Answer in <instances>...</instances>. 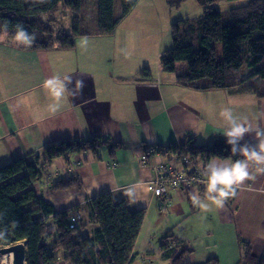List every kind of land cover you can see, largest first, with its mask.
Returning <instances> with one entry per match:
<instances>
[{"label": "crops", "instance_id": "obj_1", "mask_svg": "<svg viewBox=\"0 0 264 264\" xmlns=\"http://www.w3.org/2000/svg\"><path fill=\"white\" fill-rule=\"evenodd\" d=\"M117 34L80 36L75 48L51 50L24 48L19 40L10 38L13 43L8 45L16 61L0 51L1 61L7 65L0 70V166L42 153L56 142L101 136L111 144H122L115 158L110 155V145H103L96 154L76 153L69 162L59 158L44 165L41 160L42 177L33 184L37 196L51 201L57 212L83 210L88 199L104 192H110L116 202L128 201L132 212L145 209L128 264H171L160 248L169 235L193 251L183 264L215 258L218 264H238L240 238L250 243L256 256H264V173L257 172L255 164L249 168L255 180L242 182L223 208L212 206L211 211L203 212L191 197L197 195L208 203L205 183L170 188L163 197L153 194L156 164L168 160L191 170L189 161L147 153L155 146L189 140L213 145L230 127L221 115L225 109L250 128L234 142L258 145L264 140L256 135L257 129L264 130V97L210 89V81L177 84L175 74L152 65L148 54H143L148 50L141 48L145 46L141 41L124 32L121 37ZM146 70L149 76L142 77ZM54 77H59L66 92L59 109L52 112L49 106L57 101L44 84ZM211 163L222 169L233 162L216 159ZM71 178L80 181L81 187L52 189L57 181ZM40 216L52 220L53 215H36ZM84 223L83 233L91 235L97 225L87 218Z\"/></svg>", "mask_w": 264, "mask_h": 264}, {"label": "trees", "instance_id": "obj_2", "mask_svg": "<svg viewBox=\"0 0 264 264\" xmlns=\"http://www.w3.org/2000/svg\"><path fill=\"white\" fill-rule=\"evenodd\" d=\"M118 1L120 16H116L117 0H98L97 26L90 29L83 0H0V36L16 39L20 25L30 36H35L31 44L19 40L24 48L72 49L80 36L113 35L119 19L129 16L139 0ZM197 2L205 7L204 14L197 20H180L172 25V46L161 55L162 70L175 73L177 84L183 86H192L195 81L207 78L210 80L207 88L264 97L260 88L264 79V64L261 66L264 63V0H252L230 9L226 22L222 12L213 7L216 0ZM61 7L72 11L71 32L57 27L52 18L45 20ZM217 44H221V59ZM179 62H186L187 72H178ZM244 65L250 70L247 76L242 72ZM148 76L147 70L142 73V77ZM227 141L226 136H219L211 146L189 140L181 145L171 143L153 149L165 158L175 156L181 161L188 160L193 171L203 173L213 160L227 159L234 163L243 159L242 148L256 146L253 143L228 144ZM103 145H110V155L115 158L122 144H111L101 136L61 141L46 146L42 153H32L1 165L0 247L24 241L27 264H128L146 216L145 209L132 212L128 201L116 202L110 192H104L86 201L84 221L77 229H70L72 210L57 212L52 202L37 196L33 188L42 177L41 160L44 165L59 158L69 162L76 153L96 154ZM70 187H81V182L76 178L61 179L52 189ZM40 212L46 217L53 215L52 220L36 217ZM86 218L88 223L97 225L91 235L83 233ZM239 244L242 258L238 264H264V256H256L249 242L240 238ZM160 248L171 264H183L186 255L193 252L172 235L164 238ZM201 264H218V260Z\"/></svg>", "mask_w": 264, "mask_h": 264}, {"label": "rangeland", "instance_id": "obj_3", "mask_svg": "<svg viewBox=\"0 0 264 264\" xmlns=\"http://www.w3.org/2000/svg\"><path fill=\"white\" fill-rule=\"evenodd\" d=\"M97 1L98 0H83L87 14L89 15V19L87 17L86 24H88L87 22L89 21L90 29L97 26ZM250 1L252 0H216L213 7L222 12L223 19L226 22L230 18V9L246 5ZM118 4L119 1L117 0L116 16H120ZM204 12L205 7L200 5L197 0H139L136 9H134L132 14H130L132 16L129 15L127 18L119 19V22L117 23L119 27L117 28L118 30H116L118 33L117 37H121L122 32H124L128 35V37H133L134 39L141 41L145 45L141 48L148 50L143 54H148L150 57L149 60L153 66H161L159 62L160 55L172 46V25L180 20H197L204 14ZM72 17L73 14L70 9L61 7L51 17H45V20L52 18L57 22V27H62L67 32H71ZM128 23L129 26L127 25ZM12 41V39L5 35L0 37V51L9 53V59L13 62L16 61L17 58L12 57L11 46L8 45L13 43ZM216 47L218 48V58L221 59V44H217ZM16 55L24 58V54L18 53ZM19 60L22 59L19 58ZM263 64L264 63H262L261 66H263ZM183 65L187 66L186 62L178 63L179 73L188 71L187 67L184 68ZM5 69H7V65L0 59V70L2 71ZM22 71L23 70L16 71V73H21ZM242 72L247 76L250 73V70L246 65H244ZM199 81L206 83L210 80L203 78L198 80V82ZM260 88H264V79L261 81ZM2 261L3 257H0V262Z\"/></svg>", "mask_w": 264, "mask_h": 264}, {"label": "clouds", "instance_id": "obj_4", "mask_svg": "<svg viewBox=\"0 0 264 264\" xmlns=\"http://www.w3.org/2000/svg\"><path fill=\"white\" fill-rule=\"evenodd\" d=\"M7 27L6 25L4 26ZM17 40H23L31 44L35 39L34 35H29L23 30L22 26H17ZM65 79H68L67 77ZM70 82V81H69ZM79 87H83L81 82H78ZM44 87L47 88L51 95L56 99L57 103L49 106L50 111L55 112L59 109V100L65 94L66 88L60 81L59 77H54L45 81ZM221 115L229 122L230 127L225 131L224 135L228 137V144H232L236 139H242L243 135L250 131V128L245 127L233 117L230 109H225ZM257 137L264 136V130H256ZM236 152L235 148L232 149ZM243 159L236 160L228 167L216 169L212 163H209L205 169L206 179L202 181L206 184V199L208 203H202L199 196L192 195L191 199L194 205L198 206L203 212L212 210V206L223 208L229 198L235 197L237 189L245 180H255V175L250 174L249 168L251 164L257 166L256 171L264 173V140H261L258 145L249 149L247 146L240 150ZM210 173V174H208ZM131 196V193H125Z\"/></svg>", "mask_w": 264, "mask_h": 264}, {"label": "built area", "instance_id": "obj_5", "mask_svg": "<svg viewBox=\"0 0 264 264\" xmlns=\"http://www.w3.org/2000/svg\"><path fill=\"white\" fill-rule=\"evenodd\" d=\"M150 155L159 154L155 149L148 151ZM155 178L153 181V194L158 197L166 196L171 188H190L193 184L201 183L206 179L201 171L178 168L168 160L154 166ZM86 215L82 209L76 210L69 220V228L77 229L84 221Z\"/></svg>", "mask_w": 264, "mask_h": 264}, {"label": "water", "instance_id": "obj_6", "mask_svg": "<svg viewBox=\"0 0 264 264\" xmlns=\"http://www.w3.org/2000/svg\"><path fill=\"white\" fill-rule=\"evenodd\" d=\"M12 254V264H27V250L24 242H17L0 247V257Z\"/></svg>", "mask_w": 264, "mask_h": 264}, {"label": "bare ground", "instance_id": "obj_7", "mask_svg": "<svg viewBox=\"0 0 264 264\" xmlns=\"http://www.w3.org/2000/svg\"><path fill=\"white\" fill-rule=\"evenodd\" d=\"M13 255L10 254L8 256L3 257V261L0 264H12Z\"/></svg>", "mask_w": 264, "mask_h": 264}]
</instances>
